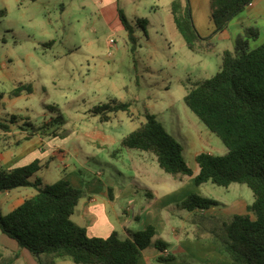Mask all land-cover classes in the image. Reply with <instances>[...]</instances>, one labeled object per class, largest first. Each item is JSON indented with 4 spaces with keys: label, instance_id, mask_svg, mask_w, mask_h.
I'll list each match as a JSON object with an SVG mask.
<instances>
[{
    "label": "rangeland",
    "instance_id": "374dc122",
    "mask_svg": "<svg viewBox=\"0 0 264 264\" xmlns=\"http://www.w3.org/2000/svg\"><path fill=\"white\" fill-rule=\"evenodd\" d=\"M172 1L38 0L31 4L28 0H13L9 20L2 13L5 7L0 1V91L4 93L0 100V121L10 123L11 115L15 114L19 119L15 127L21 131L20 126L25 122L40 126L61 113L60 135H43L46 150L29 155L22 163L50 160L49 166L37 172L35 178L41 177L52 184L75 172L83 179L82 184L94 178L103 183L108 181L111 192L116 193V187L134 188L138 191V200L116 195L114 204L108 206L117 228L120 225L114 209L120 212L125 207L132 209L141 216L140 221L134 220L132 231L144 230L152 224L157 230L155 239L169 242L172 254L179 260L193 264L216 263L199 259L176 246L175 238L167 235L161 221L165 222L168 215L170 225L181 224H178L179 234L193 240L209 238L204 229L224 221V217L209 220V216L192 213L180 207L183 199L195 192L219 200V207L235 199L245 198L248 203L254 200L246 184L225 187L211 181L201 185L195 182L199 172L196 155L211 149L220 155L228 148L186 105L184 96L195 82L210 78L220 69L222 52L231 44L222 41L221 34L214 33L211 0H193L200 35L212 37L211 42L217 46L190 50L173 23ZM119 8L136 28L139 44L136 52L131 50ZM35 13L34 22L29 23L28 18H33ZM139 18L147 20V33L136 24ZM251 44L254 45L252 39ZM30 84L32 93L23 91L20 96L11 95L19 85ZM113 100L130 102V112L112 113L108 122L91 112L95 105ZM148 112L156 114L181 142L194 175L169 174L159 166L153 153L121 146L123 137L145 122ZM57 126L54 124L48 131ZM24 132L26 137L28 132ZM119 148L118 157H113L112 153ZM145 188L158 192L157 199L151 200ZM31 191L34 189L25 190L27 194ZM11 210L0 203L2 214ZM73 218L80 225L83 223L77 215ZM12 248H19L16 240L0 229V251H5L10 258ZM155 249L153 244L145 251L142 264H160L148 259ZM24 251L34 264H40L31 252ZM4 258L0 264L2 260L9 261ZM55 262L77 264L70 258H58Z\"/></svg>",
    "mask_w": 264,
    "mask_h": 264
},
{
    "label": "trees",
    "instance_id": "16d2710c",
    "mask_svg": "<svg viewBox=\"0 0 264 264\" xmlns=\"http://www.w3.org/2000/svg\"><path fill=\"white\" fill-rule=\"evenodd\" d=\"M252 1L211 0L214 33L224 31L230 20ZM171 11L176 29L190 50L214 46L212 37H202L195 26L190 0H173ZM119 14L131 50L136 52L139 46L136 28L120 8ZM136 24L147 33L146 19L139 18ZM255 33L252 28L246 29V38L240 36L234 49L222 52L220 69L210 78L195 82L184 96L186 105L228 148L220 155L208 151L196 155L199 164L196 184L209 181L225 187L233 183L246 184L254 195L247 214H235L229 220L204 229L232 264H264V42L251 47L248 40ZM23 91L32 93V85H19L11 95L20 96ZM3 98L4 93L0 91V100ZM130 110V102L113 100L95 105L91 112L108 122L112 113ZM17 122L18 116L11 115L10 123ZM62 122L63 115L59 113L40 126L25 122L20 128L28 132L25 139L38 133L58 136ZM10 123L0 121V129L9 131ZM54 124L57 128L48 131ZM121 146L153 153L159 166L169 174L193 175L183 145L156 114L148 112L146 121L124 136ZM118 150L121 148L115 150L113 156ZM49 162L37 159L15 168L0 163V194L19 187L37 190L9 213H0V229L16 240L20 249L31 252L40 264H57L58 258H70L77 264H140L144 250L153 244L161 253L156 257L160 264H193L179 260L174 254H165L170 244L164 239H155L157 230L152 224L144 230H130L128 238H121L116 230L107 237L90 236L87 229L73 219L86 191L66 178L52 184L41 177L34 178ZM219 205L217 199L195 192L180 203V207L188 211ZM1 264H11V261Z\"/></svg>",
    "mask_w": 264,
    "mask_h": 264
},
{
    "label": "crops",
    "instance_id": "0c3cea01",
    "mask_svg": "<svg viewBox=\"0 0 264 264\" xmlns=\"http://www.w3.org/2000/svg\"><path fill=\"white\" fill-rule=\"evenodd\" d=\"M0 1L6 10V12L5 10H2V13L3 14L6 13L7 15L6 19L9 20L8 19V15L10 13L9 7L11 4V1L13 0H0ZM28 1H30L31 4H35L38 0H28ZM101 2H103V0H101ZM190 3L192 7L193 20H194L195 26L197 27V29H199L195 3L193 0H190ZM82 6L84 7L83 3H82ZM171 14H172V11H171ZM35 16H36V13L34 14L33 18H28L29 23L34 22ZM172 20L175 25L173 14H172ZM210 20L215 30V25L212 19V12L210 15ZM249 28L250 29L252 28L254 29V31H256V33L251 36V39L254 41V45L251 44V39L248 40L249 45L251 47H256L262 44L264 42V36L262 37V34L264 33V0H253L251 4L246 6L242 12H240L238 15L234 16L230 20L227 28L224 31L218 33V34H221L222 41H227L231 44V46H228L229 48H225V49H231V50L234 49L237 39H239L240 36H244L246 29H249ZM212 43L215 47L217 46L216 42H212ZM18 124L19 122L13 123V124L11 123L9 131H3L0 129L2 131V133H0V141H2L1 143L3 145L2 151L0 152V163L9 168L24 166L22 165V163L29 155L37 151L44 152L46 150L44 149V147L46 148V143H44V136L42 134L38 133L31 139H25V134H24L25 130L22 129L21 131H19L15 127L16 125L18 126ZM216 144L218 143L216 142ZM220 151L221 152L224 151L222 147ZM210 153L214 154L215 151L211 149ZM116 156L117 155H114L113 157H116ZM193 175H194V172H193ZM183 176H189V175H183ZM65 178L70 180L72 185H74L75 187H78V188L84 187L83 189L87 192V194L80 200L73 214V217L76 215L78 216L80 221L83 222L81 226H84L87 229L88 234L90 236L107 237L114 230H116L119 233V236L121 238L130 237L129 231L130 230L132 231L134 220L140 221L141 216L139 214H134L132 212V209H129L126 207L122 208V212L114 209L113 212L115 213V216L117 217L119 221V225H120L117 228L115 223L112 222L110 218L108 206L110 204L112 205L114 204L116 195L117 197H120V198H127V199L130 198V199L138 200V197H139L138 191H135L134 188H129V187L127 189L116 187L117 189L116 193L111 192V184H109L108 181L103 183L100 179L97 181L96 178L92 180H87L86 183L82 184L83 179L75 172L69 173L67 176H65ZM29 188L32 189L33 187H19V188H15L9 191L2 192L0 194V197L2 195L4 196V198L0 200V203L2 202V205L9 206L13 210L14 208L22 204L25 199L30 198L37 193V190L33 188L34 191H31L30 194H27L25 190ZM145 191H146V194L150 196L151 200L157 199L156 193L158 192H155L154 190H149L147 188H145ZM99 196L101 197V201H99V198H98ZM81 203H82V208L79 209V206ZM249 204L250 203H248V200L247 199L245 200V198L235 199L233 201L228 202L227 204L225 203L222 207L214 206L209 209L198 208L190 212L200 213L201 215L209 216L210 217L209 220H214L215 217L219 218L220 220L222 217H224L225 219L224 221H226V220L231 219L232 216L235 214H247ZM159 216L161 218H164V215H162V213H160ZM181 217L183 216L181 215L180 218ZM167 218H168V215L166 216L165 222L161 221V226L163 227V229H165L167 235H169L172 238H175L176 246L183 247L185 251L187 250L188 252L193 253L199 259H204L207 261L215 260L216 263L218 264H229V262L226 260L229 258L219 251L218 246L210 238L208 237L204 238V237L198 236L200 238L193 240L191 238L185 237V235L183 234L181 235L178 233V230H179L178 224L180 223L176 225L175 224L170 225L169 219ZM180 220H182V218ZM155 221L157 222V220ZM175 226H177V228ZM148 248L144 250L143 256L141 257V260H140V264H142V262L144 261L143 257H144L145 251ZM195 249L197 251H195ZM10 250L12 251V252L10 251L12 255L10 258L9 256H6L5 251L3 250L0 251L2 253V257L0 258V260L5 259L4 257H7L8 260L11 261V264H34L31 259H28L26 257L27 253L24 251L25 249L19 250V248H12ZM160 254H161L160 251L156 248L155 251H153V254L148 257V259L150 261L151 259L156 260V257ZM165 254H172L170 247L167 249ZM24 257H26L27 262L24 261L23 259Z\"/></svg>",
    "mask_w": 264,
    "mask_h": 264
}]
</instances>
